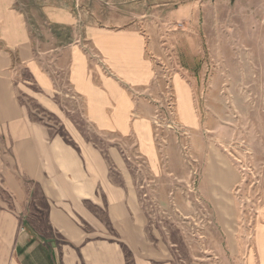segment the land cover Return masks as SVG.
Returning a JSON list of instances; mask_svg holds the SVG:
<instances>
[{"label": "crops", "instance_id": "obj_1", "mask_svg": "<svg viewBox=\"0 0 264 264\" xmlns=\"http://www.w3.org/2000/svg\"><path fill=\"white\" fill-rule=\"evenodd\" d=\"M101 1L38 3L50 41L43 44L21 0H0V264H203L147 237L136 174L124 170L159 172L152 119L167 99L166 70L136 27L98 25L90 7ZM65 28L75 30L76 41L56 45V31ZM171 83L177 119L195 129L193 84L180 71ZM180 101L196 126L183 120ZM77 117L111 142L71 137ZM260 210L252 243L239 246L243 264H264Z\"/></svg>", "mask_w": 264, "mask_h": 264}, {"label": "rangeland", "instance_id": "obj_2", "mask_svg": "<svg viewBox=\"0 0 264 264\" xmlns=\"http://www.w3.org/2000/svg\"><path fill=\"white\" fill-rule=\"evenodd\" d=\"M42 1L21 0V8L33 37L46 44L38 23ZM263 1L102 0L100 7H90L100 26L144 33L166 70L167 99L152 119L162 157L159 172L144 165L136 173L130 167L124 172L136 174L147 237L173 248L181 260L243 264L240 247L252 243L264 206ZM56 33V45L76 41L72 28ZM176 71L194 87L200 125L195 118L183 120L195 129L177 119L171 83ZM38 113L59 128L58 119ZM72 121L77 130L70 123L68 128L76 140L79 132L94 144L107 141L81 117Z\"/></svg>", "mask_w": 264, "mask_h": 264}, {"label": "bare ground", "instance_id": "obj_3", "mask_svg": "<svg viewBox=\"0 0 264 264\" xmlns=\"http://www.w3.org/2000/svg\"><path fill=\"white\" fill-rule=\"evenodd\" d=\"M182 95H183V92L181 93ZM181 102V101H180ZM184 103V102H183ZM181 106H182V109H183V114H184V119H186L187 121H189L190 120V116L189 115H187V108L185 107V103H184V106H183V104L181 103ZM184 110H186V112L184 111ZM185 113H186V115H185Z\"/></svg>", "mask_w": 264, "mask_h": 264}]
</instances>
